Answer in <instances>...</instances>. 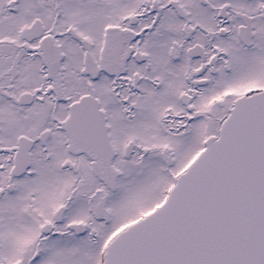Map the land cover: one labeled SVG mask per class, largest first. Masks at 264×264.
Segmentation results:
<instances>
[{
  "label": "snow or ice",
  "instance_id": "6c2138e0",
  "mask_svg": "<svg viewBox=\"0 0 264 264\" xmlns=\"http://www.w3.org/2000/svg\"><path fill=\"white\" fill-rule=\"evenodd\" d=\"M0 264H264V0H0Z\"/></svg>",
  "mask_w": 264,
  "mask_h": 264
}]
</instances>
